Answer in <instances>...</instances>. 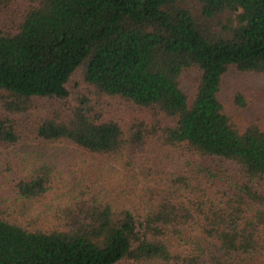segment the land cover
Listing matches in <instances>:
<instances>
[{"label":"trees","instance_id":"obj_1","mask_svg":"<svg viewBox=\"0 0 264 264\" xmlns=\"http://www.w3.org/2000/svg\"><path fill=\"white\" fill-rule=\"evenodd\" d=\"M232 67L264 74V0H0V264H264V127L221 100ZM34 142L89 170L16 153ZM163 149L196 161L100 171Z\"/></svg>","mask_w":264,"mask_h":264},{"label":"rangeland","instance_id":"obj_2","mask_svg":"<svg viewBox=\"0 0 264 264\" xmlns=\"http://www.w3.org/2000/svg\"><path fill=\"white\" fill-rule=\"evenodd\" d=\"M182 84L189 94L194 92L195 82L191 74L184 76ZM239 97L244 99L245 105L241 104ZM220 98L243 126L252 122L264 127V74L242 72L235 67L230 68L223 77ZM14 151L15 148L1 151L3 157L10 161L12 171H7L0 165V204L16 202L14 184L15 179L18 178L17 174L20 173L21 158ZM26 151H36L43 157H56L64 167L63 171H74L77 167L87 169L91 163L85 153L80 152L77 147L67 142L48 144L34 142L29 146L22 145L16 153H25ZM140 155L142 159L134 161L136 163H133L131 159L129 162L121 159H119L120 161L106 159L101 161L106 164L101 166L100 171H108L110 178L113 179L114 177L118 182H123V185L134 186L137 180L141 179L143 181V177L146 176V170L143 174L141 173L142 162L148 169L151 167V161H155L164 173L170 175L187 170V164L196 161L189 154L182 155L178 151L169 149H163L162 153L158 155H153L150 151H145ZM159 157H161V160L156 161L155 159ZM144 184L146 185L147 182H144ZM19 204L22 207L24 206L23 203ZM19 204L16 207L18 210L20 209Z\"/></svg>","mask_w":264,"mask_h":264}]
</instances>
